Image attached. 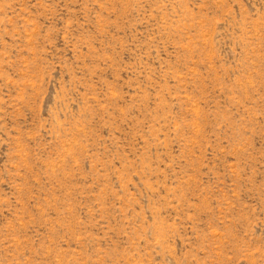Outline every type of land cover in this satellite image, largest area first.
Wrapping results in <instances>:
<instances>
[{
	"label": "rangeland",
	"instance_id": "rangeland-1",
	"mask_svg": "<svg viewBox=\"0 0 264 264\" xmlns=\"http://www.w3.org/2000/svg\"><path fill=\"white\" fill-rule=\"evenodd\" d=\"M0 264H264V0H0Z\"/></svg>",
	"mask_w": 264,
	"mask_h": 264
}]
</instances>
